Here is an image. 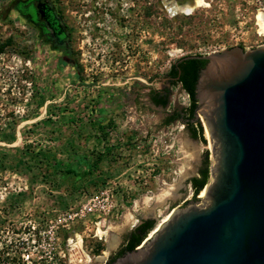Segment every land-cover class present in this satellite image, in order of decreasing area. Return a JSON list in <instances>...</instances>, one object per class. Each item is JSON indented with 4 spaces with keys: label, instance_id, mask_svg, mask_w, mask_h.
Here are the masks:
<instances>
[{
    "label": "rangeland",
    "instance_id": "obj_1",
    "mask_svg": "<svg viewBox=\"0 0 264 264\" xmlns=\"http://www.w3.org/2000/svg\"><path fill=\"white\" fill-rule=\"evenodd\" d=\"M18 1L0 0V264H23L27 244L42 257L34 264H104L143 220L157 227L195 201L190 179L206 152L211 164L201 117L206 143L182 121L165 125L190 104L171 65L264 46V0H207L175 19L158 0H47L69 29L71 61ZM164 89L165 108L151 101ZM99 155L91 169L84 158Z\"/></svg>",
    "mask_w": 264,
    "mask_h": 264
},
{
    "label": "water",
    "instance_id": "obj_2",
    "mask_svg": "<svg viewBox=\"0 0 264 264\" xmlns=\"http://www.w3.org/2000/svg\"><path fill=\"white\" fill-rule=\"evenodd\" d=\"M175 1L159 6L176 16ZM202 58L195 120L211 146L205 195L111 264H264V46Z\"/></svg>",
    "mask_w": 264,
    "mask_h": 264
},
{
    "label": "trees",
    "instance_id": "obj_3",
    "mask_svg": "<svg viewBox=\"0 0 264 264\" xmlns=\"http://www.w3.org/2000/svg\"><path fill=\"white\" fill-rule=\"evenodd\" d=\"M17 13L21 16L31 19L37 24L42 32V37L45 40H51L55 49L63 52L67 58L72 60V50L70 47V32L66 24L63 22L62 16L57 12L52 4L47 0H20L16 2L14 6ZM203 56H186L180 58L174 62L167 74L170 79V83L180 85L181 88L187 93L190 104L184 111H173L166 119L165 125H171L176 121H182L186 123L191 136L194 139H199L203 143H206L204 138V130L199 120L195 121L197 100L196 85L199 78L200 71L206 66L207 60L202 58ZM151 101L158 107H167L169 105V90L164 89L161 92L151 93ZM100 131L104 132V127L98 125ZM103 156L99 155L95 162L87 157L84 158L89 163L91 169H97L99 162ZM52 167H63L61 161L54 160ZM65 174H76L72 166H67ZM210 175V160L209 153L206 152L203 161V166L198 172V176L190 179V184L193 189L194 200H197V196L206 186ZM156 227V222L153 219H147L137 225L126 237L123 248L119 251L117 256L110 260V264L118 257H121L126 252L134 251L142 242L148 237V235Z\"/></svg>",
    "mask_w": 264,
    "mask_h": 264
},
{
    "label": "bare ground",
    "instance_id": "obj_4",
    "mask_svg": "<svg viewBox=\"0 0 264 264\" xmlns=\"http://www.w3.org/2000/svg\"><path fill=\"white\" fill-rule=\"evenodd\" d=\"M207 0H176L175 1V6L174 8L172 7L173 12L177 13L176 16H172L171 14V10H170V6L169 5H162V9L164 10V12L168 15H170L172 18H176L178 16L179 13H184V14H191L196 8L202 7V6H207ZM258 25L260 27V33L264 34V11H260L259 12V16H258ZM204 123V122H203ZM205 135L206 137L209 139V134L207 132V129L205 128ZM211 147V146H210ZM205 190H202L199 197L202 198L205 195ZM171 214V213H170ZM170 214L168 216H166L160 223L159 225L163 224L164 222H166L168 220V218L170 217ZM159 225L156 227V229L159 227ZM101 232V231H99ZM156 232V230L154 232H151L150 236H152L154 233ZM80 244V241H79Z\"/></svg>",
    "mask_w": 264,
    "mask_h": 264
},
{
    "label": "built area",
    "instance_id": "obj_5",
    "mask_svg": "<svg viewBox=\"0 0 264 264\" xmlns=\"http://www.w3.org/2000/svg\"><path fill=\"white\" fill-rule=\"evenodd\" d=\"M262 11H264V9ZM74 217H75L74 214L68 216V218L70 220H73ZM65 220H67V219H65ZM99 238L102 239V236L99 237ZM32 243H34V245H35V243H37V242L35 240H33ZM31 247L32 246H30V244H27V248H24L23 249L24 252L21 254V257L23 259L22 260L23 261V264L24 263L25 264H34V262H36L37 259L39 260V259L42 258V257H38L39 255H36V252L35 251L37 250V248L31 249ZM13 264H17V263H13Z\"/></svg>",
    "mask_w": 264,
    "mask_h": 264
},
{
    "label": "flooded vegetation",
    "instance_id": "obj_6",
    "mask_svg": "<svg viewBox=\"0 0 264 264\" xmlns=\"http://www.w3.org/2000/svg\"><path fill=\"white\" fill-rule=\"evenodd\" d=\"M157 5L159 6V0H158V2H157ZM143 221H144V220H143ZM122 248H123V247H122ZM122 248H121V249H122ZM121 249H120V250H121ZM120 250H119V251H120ZM119 251H117V252H116V253H115V254H114L109 260H106L104 264H110V260H111L113 257L117 256V254L119 253Z\"/></svg>",
    "mask_w": 264,
    "mask_h": 264
}]
</instances>
